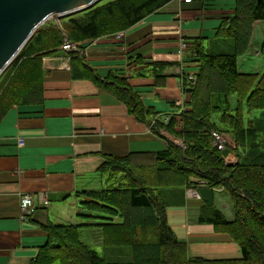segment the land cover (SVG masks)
I'll return each mask as SVG.
<instances>
[{
	"label": "trees",
	"instance_id": "16d2710c",
	"mask_svg": "<svg viewBox=\"0 0 264 264\" xmlns=\"http://www.w3.org/2000/svg\"><path fill=\"white\" fill-rule=\"evenodd\" d=\"M171 1L111 0L46 22L0 75V119L16 104L42 100L43 58L62 47L65 39L80 43L125 31ZM257 21H264V0H235L234 13L222 20L216 39L197 37L187 43L183 60L190 70L185 67L182 73L185 110L165 125L183 145L167 140V149L152 154L151 164L134 163L132 156H109L100 169L105 179L101 186L76 193L83 211L79 216L93 218L94 223L45 225L48 242L31 264H264V70L247 72L239 67ZM258 48L264 56V37ZM74 53L70 52L72 59L77 58ZM132 60L137 67L155 66L157 73L170 65L150 64L140 55ZM190 72L196 76L195 84L187 81ZM91 73L99 87L117 96L141 121L151 123L152 111L145 110L125 76L103 80ZM137 74L144 76L145 69ZM255 110L261 112L251 117ZM217 111L225 128L211 119ZM212 131L227 132L234 145L218 149ZM230 149L237 156L233 163L225 159ZM201 181L206 183L198 189L204 201L198 221L228 234L240 247L241 258L191 257L187 243L167 222V191L193 188ZM218 189L230 196L233 220L216 206ZM87 226L99 228L111 255H101L84 240L81 229Z\"/></svg>",
	"mask_w": 264,
	"mask_h": 264
},
{
	"label": "crops",
	"instance_id": "0c3cea01",
	"mask_svg": "<svg viewBox=\"0 0 264 264\" xmlns=\"http://www.w3.org/2000/svg\"><path fill=\"white\" fill-rule=\"evenodd\" d=\"M234 7L235 0H174L125 30L121 38L112 34L80 42L82 49L73 54L76 59L62 47L43 58L42 100L16 104L0 119V264L35 261L48 242L45 225L61 221L66 205L80 201L77 192L101 186L105 179L100 169L109 156H132L134 163L151 164L152 154L167 149V140L181 145L163 120L186 96L182 69L190 70L183 60L188 47L182 60L178 50L182 40L189 44L197 37L216 39L218 27L233 15ZM263 24L255 22L247 54L261 55L257 44L264 37ZM139 55L150 64L170 65L159 73L155 66L137 67L132 58ZM144 69L146 74L138 76ZM91 72L103 80L125 76L145 110L152 111L151 123L141 121L117 96L99 87ZM202 183L193 187L198 194ZM190 191L168 190L166 207L167 222L187 243L189 256L241 258L240 247L228 234L198 221L204 201ZM25 194L34 197L36 210L28 221H21L20 198ZM40 194L47 195V206ZM223 213L234 219L233 206L231 215Z\"/></svg>",
	"mask_w": 264,
	"mask_h": 264
},
{
	"label": "water",
	"instance_id": "95a60500",
	"mask_svg": "<svg viewBox=\"0 0 264 264\" xmlns=\"http://www.w3.org/2000/svg\"><path fill=\"white\" fill-rule=\"evenodd\" d=\"M99 1L0 0V75L47 20L76 13Z\"/></svg>",
	"mask_w": 264,
	"mask_h": 264
},
{
	"label": "rangeland",
	"instance_id": "374dc122",
	"mask_svg": "<svg viewBox=\"0 0 264 264\" xmlns=\"http://www.w3.org/2000/svg\"><path fill=\"white\" fill-rule=\"evenodd\" d=\"M108 1H111V0H100L97 4H99V3L100 4H104V3L108 2ZM180 1L183 2V1H186V0H180ZM58 19L59 18H50L46 22L47 23L52 22V21L56 22ZM44 24L41 25L39 27V29L41 27H44ZM263 26H264V24L261 26L262 29L264 28ZM255 28L258 29L257 24L255 25ZM120 32L124 33V31H120ZM260 37H262V35ZM65 40H68V39H65ZM228 40H230V38H228ZM68 41H70V40H68ZM206 44L208 46V43H206ZM213 47H215V46H213ZM257 51H258L257 54H259V50H257ZM239 67L241 68V70L247 71V72H252V71H255V70H259V72H262L264 70V56L262 54L259 55V56H255V54H253L252 52H249V54H247L246 56L243 57V60H240ZM233 102L236 103L235 98H233ZM260 112H261L260 110H255L254 112L251 113V117H257V114H259ZM220 116H221V112L220 111L212 112L211 119L216 123V125L219 128L222 129V128H225V125L222 123ZM220 133L221 134L224 133L223 135L226 138L228 137L229 140L227 142V145H230V146L234 145V140L232 139V137L227 132L226 133L225 132H220ZM225 159L228 162L233 163L237 159V156H236L235 152H233L230 149L228 151ZM194 178H196V177H193L192 179H194ZM191 190L195 191L194 188H191ZM216 198H217V200H219V203H216ZM215 203H216V206L219 207V209H221L223 212L227 213L228 215H231L232 202H231L230 196H229V194L227 192H225V193L216 192ZM78 206H79V201L78 202H74V203L73 202L72 203H68L66 205V209H65L64 214L60 216L61 221L60 220L56 221L55 224H79V223H89L91 221H93V223H94L95 219L93 220V218H86L85 220H82L83 218L81 216H79V218L76 216V214L78 212L82 211L80 208L78 209ZM63 217H66V218L63 220ZM81 233H82V236H83L84 240L89 245H91L93 247V249L97 250L101 255H103V256L111 255V250L112 249L106 248L102 244V241L100 239V230H99V228H97L95 226H87V227H84V228L81 229Z\"/></svg>",
	"mask_w": 264,
	"mask_h": 264
},
{
	"label": "built area",
	"instance_id": "2783aa9c",
	"mask_svg": "<svg viewBox=\"0 0 264 264\" xmlns=\"http://www.w3.org/2000/svg\"><path fill=\"white\" fill-rule=\"evenodd\" d=\"M186 1H189V0H186ZM115 35H116V37L121 38V37H123L124 33L119 32V33H116ZM79 44L80 43L65 40L63 45H62V49H64L65 51H68V52L77 51L80 49ZM186 49H187V43L182 40V43H181L180 48L178 50V54L181 57V60L183 59V56H184ZM182 73H183V69H182ZM187 81H188V83L195 84V82H196L195 74L192 72L188 73ZM176 104H177L176 105L177 110H175L173 112V115L175 117L180 118L181 113L185 110L184 109L185 101L184 102L178 101ZM173 115H168L163 120H165V122L168 124L171 117H173ZM153 123H156V121H154ZM211 134L213 137V145L220 150L226 149V145H227V142L229 140L228 137L226 138L223 135L224 133L221 134L220 132H216V131H213ZM181 145H183V144L181 143ZM201 183H202V181L200 182V184ZM203 183L205 184L206 182L203 181ZM190 194L197 196V197L199 196L198 193L196 191H193V190L190 191ZM39 199L42 201V204L44 206H47L49 204V199H48L46 194H40ZM35 210H36V207H35L34 197L30 194L22 195L20 198V215H19L20 220L21 221H28L30 219L32 213Z\"/></svg>",
	"mask_w": 264,
	"mask_h": 264
},
{
	"label": "bare ground",
	"instance_id": "6f19581e",
	"mask_svg": "<svg viewBox=\"0 0 264 264\" xmlns=\"http://www.w3.org/2000/svg\"><path fill=\"white\" fill-rule=\"evenodd\" d=\"M158 116V115H157ZM159 118V117H158ZM154 119V118H153ZM160 122V121H159Z\"/></svg>",
	"mask_w": 264,
	"mask_h": 264
},
{
	"label": "clouds",
	"instance_id": "9594fccd",
	"mask_svg": "<svg viewBox=\"0 0 264 264\" xmlns=\"http://www.w3.org/2000/svg\"><path fill=\"white\" fill-rule=\"evenodd\" d=\"M182 144H183V142H182Z\"/></svg>",
	"mask_w": 264,
	"mask_h": 264
}]
</instances>
